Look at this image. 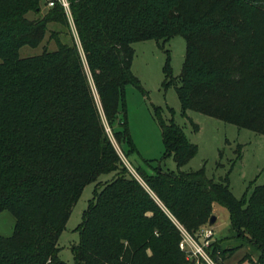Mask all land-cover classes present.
<instances>
[{
    "label": "trees",
    "instance_id": "trees-1",
    "mask_svg": "<svg viewBox=\"0 0 264 264\" xmlns=\"http://www.w3.org/2000/svg\"><path fill=\"white\" fill-rule=\"evenodd\" d=\"M68 2L70 15L62 2L0 0V213L10 211L16 222L11 235L0 234V264H69L59 242L90 183L94 196L76 228L73 264H193L180 247L181 227L199 234L216 204L228 209L239 243L213 241L212 260L225 264L247 245L243 260L264 264V183L237 198L229 175L217 181L205 167L182 170L198 144L159 107L163 158L173 157L177 171L150 159L154 172L131 163L132 171L108 131L128 146L125 157L138 151L126 88L145 89L132 70V44L164 47L180 35L187 46L182 72L173 76L169 59L164 72L167 87L179 78L184 115L195 110L264 135V0ZM47 36L42 54L21 56L22 47ZM111 173L112 180H99ZM200 264L207 262L201 257Z\"/></svg>",
    "mask_w": 264,
    "mask_h": 264
},
{
    "label": "rangeland",
    "instance_id": "rangeland-1",
    "mask_svg": "<svg viewBox=\"0 0 264 264\" xmlns=\"http://www.w3.org/2000/svg\"><path fill=\"white\" fill-rule=\"evenodd\" d=\"M29 17H34V14L31 13ZM71 21L73 24V18ZM47 40L48 36L38 46L22 47L20 49L21 56L29 57L42 54ZM132 46L135 48L132 70L141 80L145 89V91H141L133 84H129L126 88V120L130 127L131 138L138 151L130 152L125 157L123 149L127 151L128 146L121 145L108 126L111 139L115 142L125 164L132 171H134L133 165L134 167H146L148 171L154 172V169L145 163V159H150L153 160L154 166L161 163L164 170H178L173 157L163 158L165 144L155 109L159 107L167 121L174 118L183 127L189 140L198 144L199 149L196 156L187 165L181 167L182 170L191 171L205 167L208 176L217 181L229 175L230 185L235 196L237 198L250 196L257 185L264 183V135L195 110H189L187 115H184L176 90L179 78L177 84L167 87L164 72L169 59L173 76L178 77L181 74L187 50L186 40L183 36L172 37L164 44V47L155 40H141V42H134ZM49 48H55V43H49ZM95 95H97L96 90ZM97 99L101 107L99 95H97ZM170 108L175 110L174 116H172ZM123 117L122 114L121 118ZM194 124L199 125V130H195ZM239 145H241V157H238ZM159 159L161 161L158 162ZM113 176L114 173L104 174L99 180L110 181ZM95 185L96 183L86 185L68 219L67 228L61 235L59 242L61 257L69 264L74 263L71 245L80 240L76 228L83 221V212L88 207L89 200L94 196ZM214 213L218 217L217 222L212 226L216 233L214 241L219 240L223 247L238 244V239L232 235L228 209L216 204ZM3 214L10 215L9 217H12L14 221L11 212L5 211ZM4 215H0V234L11 235L13 230L9 229L10 222L4 218ZM251 251L252 247L241 246L237 252L225 260V264H250L243 258ZM258 255L257 251L252 257L256 259ZM190 260L195 261L193 264H200L201 257L190 255ZM207 264L210 263L207 262Z\"/></svg>",
    "mask_w": 264,
    "mask_h": 264
},
{
    "label": "built area",
    "instance_id": "built-area-1",
    "mask_svg": "<svg viewBox=\"0 0 264 264\" xmlns=\"http://www.w3.org/2000/svg\"><path fill=\"white\" fill-rule=\"evenodd\" d=\"M57 2H62V4L67 9L70 15V2L68 0H45V3H48L50 7H53ZM182 234L184 237L180 242L181 249L186 250L190 255H195L196 257L204 258L210 264H216L211 256L208 254L207 248L215 239V232L211 225L202 228L197 235H192L188 233L183 227H181Z\"/></svg>",
    "mask_w": 264,
    "mask_h": 264
},
{
    "label": "crops",
    "instance_id": "crops-1",
    "mask_svg": "<svg viewBox=\"0 0 264 264\" xmlns=\"http://www.w3.org/2000/svg\"><path fill=\"white\" fill-rule=\"evenodd\" d=\"M5 211H8V210H5ZM4 211V212H5ZM4 212H1L0 213V215H4L3 213ZM10 212V211H9ZM12 214V213H11ZM5 217L4 218H6V220L8 221V222H10V225H9V229H12L13 231H14V227H15V217H14V215L12 214V216H13V218H14V221H13V219H12V217H9L10 215H4ZM9 224V223H8ZM13 233V232H12Z\"/></svg>",
    "mask_w": 264,
    "mask_h": 264
},
{
    "label": "water",
    "instance_id": "water-1",
    "mask_svg": "<svg viewBox=\"0 0 264 264\" xmlns=\"http://www.w3.org/2000/svg\"><path fill=\"white\" fill-rule=\"evenodd\" d=\"M218 220V217H216L215 214H213L209 220V225L213 226Z\"/></svg>",
    "mask_w": 264,
    "mask_h": 264
}]
</instances>
